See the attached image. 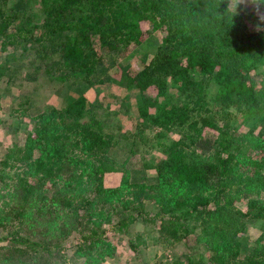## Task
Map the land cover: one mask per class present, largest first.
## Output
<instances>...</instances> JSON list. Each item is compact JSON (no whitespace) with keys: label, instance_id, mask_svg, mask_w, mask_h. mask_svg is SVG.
<instances>
[{"label":"trees","instance_id":"trees-1","mask_svg":"<svg viewBox=\"0 0 264 264\" xmlns=\"http://www.w3.org/2000/svg\"><path fill=\"white\" fill-rule=\"evenodd\" d=\"M23 1L0 0V80L34 81L43 69L73 87L106 71L104 55L154 46L136 75L123 71L115 83L135 93L133 133L84 95L67 93L60 109L34 115L26 104L10 110L0 95V123L21 119L19 140H0V264H71L70 233L73 259L109 264L111 234L140 218L158 225L163 243L192 236L208 264H264V77L260 85L253 77L264 69V19L253 25L232 0ZM237 113L259 126L240 132ZM150 141L162 156L148 163L155 180L143 169L132 181L125 164ZM107 165L120 174L115 185L104 183ZM253 219L258 229L248 236ZM190 253L161 264L197 263Z\"/></svg>","mask_w":264,"mask_h":264},{"label":"rangeland","instance_id":"rangeland-1","mask_svg":"<svg viewBox=\"0 0 264 264\" xmlns=\"http://www.w3.org/2000/svg\"><path fill=\"white\" fill-rule=\"evenodd\" d=\"M22 1L24 4H18ZM7 0L10 5L14 3L16 5H21L20 8L25 6V1L20 0ZM18 2V3H17ZM233 8H236L240 12H245L246 18L253 21L251 23L258 26L264 19V0H232L231 2ZM23 5V6H22ZM256 23V24H255ZM144 29H148V25L143 24ZM153 44L151 41L147 43L145 40L141 45H129L127 52L125 53H110L103 56L106 71L104 73L95 72L90 77L81 76L79 78V83L72 87L70 82H57L47 78L43 74V69H40L36 74L37 78L34 81L23 80L22 82L11 83L8 76H4L0 80V95L2 100L7 104V106L12 109L15 107L20 110L24 108V104L27 105L26 113L34 115L40 109L53 106L56 109H60L64 104L63 96L69 93L72 96L84 95L91 102H95L98 105V111L103 113L105 108L110 114L109 122L110 124L121 125V129L133 133L135 131L137 114L135 105V93L132 90H127L121 86L115 84L121 76L123 71L129 73L130 75H136L145 66L149 59L152 57ZM95 47V44H94ZM95 50V49H94ZM147 54V55H146ZM119 57V58H118ZM116 59V60H115ZM127 65V66H124ZM110 77L114 83L105 82V77ZM255 85H260L259 82L261 78L264 77V69H259L253 75ZM21 79L19 77L17 80ZM120 80V79H119ZM155 88L151 86L150 91ZM214 90L210 88L207 98L209 100L208 108L211 110L215 109L211 103L214 99ZM150 95V94H149ZM213 102V101H212ZM216 105V101H214ZM10 112V111H9ZM252 118L247 114H236V124L240 132L246 131L248 128L253 127L254 124L259 126L260 122L258 119ZM17 121H21L18 119ZM17 121L12 118H7L0 123V140L2 141L1 147H6L14 144L21 138L20 133L16 131ZM262 125H260L261 128ZM136 132V131H135ZM147 137L151 136V133L146 130L144 132ZM180 131L177 129H172L167 133L170 139H177L180 136ZM213 134L211 132H206L202 137V143L209 145L212 140ZM150 143L146 145L141 143L139 147H135L132 156L127 160L125 167L131 171L132 181H135L141 173L139 171L144 170L147 178L150 180H155V173L152 168H149L148 163H155L161 156V152L158 148H151ZM0 147V148H1ZM132 148L133 147H127ZM120 148L117 149V151ZM142 149V151L140 150ZM106 176L104 177V183L106 186L115 185L120 179V174L117 172L116 167L112 165H107ZM143 173V172H142ZM242 206V205H240ZM149 208L153 209V206L149 204ZM114 221L118 218L114 216ZM259 221L255 219L252 220L250 225V232L248 236H252L258 229ZM126 228V227H125ZM124 228V229H125ZM158 225L153 221L150 223L149 220L138 219L134 220L127 226L126 230L112 233L110 236V243L114 245L116 253L113 257L108 258L107 262L109 264H149V263H172L174 259H181L185 261L186 259L182 257V254L189 253L192 258L191 261H198L197 263L192 262L191 264H208L206 261L208 257V250L200 244L193 242V237L188 235L187 239L173 240L169 239V243H163L158 241L156 238ZM1 233V232H0ZM2 233L0 234V236ZM5 235V234H4ZM2 235V237L4 236ZM73 233L65 239L64 246L67 247L65 253L71 260V264H80L82 259H73L71 253L74 251V247L70 246V242L73 240ZM130 242L137 243L135 248L130 247ZM2 241H0V245ZM193 244L192 250L191 246ZM188 245V246H187Z\"/></svg>","mask_w":264,"mask_h":264}]
</instances>
